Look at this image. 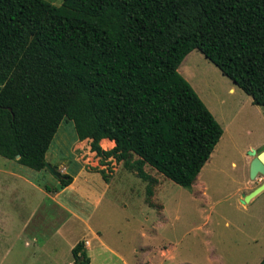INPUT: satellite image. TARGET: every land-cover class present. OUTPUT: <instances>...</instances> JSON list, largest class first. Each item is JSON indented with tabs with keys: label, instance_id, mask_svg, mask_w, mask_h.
I'll use <instances>...</instances> for the list:
<instances>
[{
	"label": "trees",
	"instance_id": "1",
	"mask_svg": "<svg viewBox=\"0 0 264 264\" xmlns=\"http://www.w3.org/2000/svg\"><path fill=\"white\" fill-rule=\"evenodd\" d=\"M194 49L264 106V0H0V155L44 170L67 118L97 155L191 188L223 133L178 71Z\"/></svg>",
	"mask_w": 264,
	"mask_h": 264
},
{
	"label": "rangeland",
	"instance_id": "2",
	"mask_svg": "<svg viewBox=\"0 0 264 264\" xmlns=\"http://www.w3.org/2000/svg\"><path fill=\"white\" fill-rule=\"evenodd\" d=\"M187 55L178 71L201 100L215 108L223 129L191 188L148 164L144 170L153 183L126 168L123 161L97 155L91 139L79 141L73 121L64 118L46 159L60 176H73L70 187L47 192L46 185L59 184L48 168L30 169L0 155V264L76 263L70 250L80 240L85 242L89 264H258L262 260L264 190L245 204L241 199L264 178L249 176V151L264 144V106L253 104L237 87L229 93L231 79L198 49ZM100 145L114 146L103 141ZM4 168L21 170L37 182L11 176Z\"/></svg>",
	"mask_w": 264,
	"mask_h": 264
},
{
	"label": "water",
	"instance_id": "3",
	"mask_svg": "<svg viewBox=\"0 0 264 264\" xmlns=\"http://www.w3.org/2000/svg\"><path fill=\"white\" fill-rule=\"evenodd\" d=\"M263 149V150H261ZM260 150L252 149L249 151V154L252 155V159L249 164V176L250 178H255L258 174L264 176V146ZM259 152V153H258ZM46 167L57 177H60V172H58L55 166H52L50 163L46 162ZM264 190V178L262 182L251 190L248 193H243V198L241 199L242 203H247L252 197L256 196L259 192ZM75 264H80L78 260Z\"/></svg>",
	"mask_w": 264,
	"mask_h": 264
},
{
	"label": "crops",
	"instance_id": "4",
	"mask_svg": "<svg viewBox=\"0 0 264 264\" xmlns=\"http://www.w3.org/2000/svg\"><path fill=\"white\" fill-rule=\"evenodd\" d=\"M190 54V52L188 53V55ZM187 55V56H188ZM184 60V59H183ZM236 87L237 88H239L237 85H235L234 83H233V81H232V84H231V86H229V88H228V92L229 93H234L235 92V89H236ZM240 89V88H239ZM247 95V94H246ZM249 96V95H248ZM250 97V96H249ZM200 98L202 99V97L200 96ZM251 98V97H250ZM251 100H252V98H251ZM220 101V100H219ZM203 102H205V104H206V101H205V99H203ZM225 102L224 101H220V104H224ZM207 105V104H206ZM208 106V108L210 109V111L213 113V115H214V117L219 121V122H221L220 120H222V119H220V117H218L215 113H214V110H215V108H210L209 107V105H207ZM260 106V105H259ZM219 118V119H218ZM103 139H108V138H103ZM103 139H101V141L103 140ZM111 141V140H110ZM112 143V142H111ZM113 143H114V141H113ZM113 145V144H112ZM3 170V172H5V173H7V174H9V175H11V176H14V177H21L22 179H24V180H26V181H28L29 183H31V184H33V185H35L36 184V182L37 181H32L33 179H31V177H29L28 175H26V173H23L22 174V171L21 170H19V171H14V170H11V169H2ZM16 172H19V174H17ZM262 180H263V178H262ZM71 186V185H70ZM70 186H67V187H65V188H68V187H70ZM46 191V190H45ZM249 191V190H248ZM247 191V192H248ZM247 192H244V193H247ZM60 204V203H59ZM61 205V204H60ZM64 207V206H63ZM37 210V209H36ZM32 211H35V208L32 210ZM36 213V212H35ZM34 239H35V236H34ZM72 249V248H71ZM71 251V250H70Z\"/></svg>",
	"mask_w": 264,
	"mask_h": 264
},
{
	"label": "bare ground",
	"instance_id": "5",
	"mask_svg": "<svg viewBox=\"0 0 264 264\" xmlns=\"http://www.w3.org/2000/svg\"><path fill=\"white\" fill-rule=\"evenodd\" d=\"M102 141H103V145H104V144L112 145V143H111V141H110L109 139H103Z\"/></svg>",
	"mask_w": 264,
	"mask_h": 264
},
{
	"label": "flooded vegetation",
	"instance_id": "6",
	"mask_svg": "<svg viewBox=\"0 0 264 264\" xmlns=\"http://www.w3.org/2000/svg\"><path fill=\"white\" fill-rule=\"evenodd\" d=\"M262 146H264V144H262L257 150H260ZM261 150H263V149H261ZM258 153H259V152H258ZM261 182H262V180H261ZM261 182H260V183H261ZM260 183H259V184H260ZM259 184H258V185H259ZM258 185H257V186H258ZM257 186H255V187H257ZM255 187L251 188L248 192H250L251 190H253ZM248 192H247V193H248Z\"/></svg>",
	"mask_w": 264,
	"mask_h": 264
}]
</instances>
